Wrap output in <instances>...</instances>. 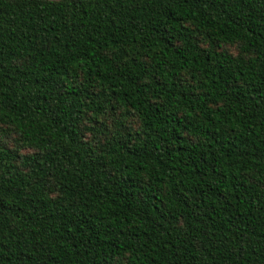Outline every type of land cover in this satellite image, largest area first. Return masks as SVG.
I'll return each mask as SVG.
<instances>
[{
  "label": "trees",
  "instance_id": "obj_1",
  "mask_svg": "<svg viewBox=\"0 0 264 264\" xmlns=\"http://www.w3.org/2000/svg\"><path fill=\"white\" fill-rule=\"evenodd\" d=\"M0 264H264V0H0Z\"/></svg>",
  "mask_w": 264,
  "mask_h": 264
},
{
  "label": "rangeland",
  "instance_id": "obj_2",
  "mask_svg": "<svg viewBox=\"0 0 264 264\" xmlns=\"http://www.w3.org/2000/svg\"><path fill=\"white\" fill-rule=\"evenodd\" d=\"M3 141H5V142L7 141L8 144H12L13 138L12 137H6V138L3 139Z\"/></svg>",
  "mask_w": 264,
  "mask_h": 264
}]
</instances>
